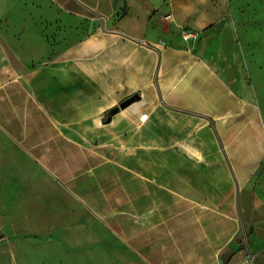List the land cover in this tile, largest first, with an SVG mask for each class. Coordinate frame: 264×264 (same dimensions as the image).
<instances>
[{
    "label": "crops",
    "instance_id": "crops-1",
    "mask_svg": "<svg viewBox=\"0 0 264 264\" xmlns=\"http://www.w3.org/2000/svg\"><path fill=\"white\" fill-rule=\"evenodd\" d=\"M228 11L0 0V264H264V39Z\"/></svg>",
    "mask_w": 264,
    "mask_h": 264
},
{
    "label": "rangeland",
    "instance_id": "rangeland-1",
    "mask_svg": "<svg viewBox=\"0 0 264 264\" xmlns=\"http://www.w3.org/2000/svg\"><path fill=\"white\" fill-rule=\"evenodd\" d=\"M228 4V18L232 19L233 17H238L243 22V29L245 33L248 30L252 29L256 38L260 37L257 48L261 49L262 39H264V0H224ZM250 23V24H248ZM80 28H82L83 32L87 30V26L85 24H81ZM250 44V41L245 43V47ZM149 141V139H148ZM134 145V141H130L128 138V145ZM144 153H143V164H144V174L150 176V154L146 153L145 146L149 145L146 139L144 138ZM160 158L161 155H160ZM160 174L164 176L167 175L166 170H160Z\"/></svg>",
    "mask_w": 264,
    "mask_h": 264
},
{
    "label": "water",
    "instance_id": "water-1",
    "mask_svg": "<svg viewBox=\"0 0 264 264\" xmlns=\"http://www.w3.org/2000/svg\"><path fill=\"white\" fill-rule=\"evenodd\" d=\"M138 99H140V96L138 93H135V94L127 97L126 99L121 101L118 106L110 109L109 114L112 115V114L116 113L119 110V108H124V107L128 106L130 103H132L133 101L138 100Z\"/></svg>",
    "mask_w": 264,
    "mask_h": 264
},
{
    "label": "built area",
    "instance_id": "built-area-1",
    "mask_svg": "<svg viewBox=\"0 0 264 264\" xmlns=\"http://www.w3.org/2000/svg\"><path fill=\"white\" fill-rule=\"evenodd\" d=\"M166 17H169V15L166 16ZM182 36H183L184 39H188L189 37H192V36L195 37L196 33L192 32V31L184 30V31H182Z\"/></svg>",
    "mask_w": 264,
    "mask_h": 264
}]
</instances>
